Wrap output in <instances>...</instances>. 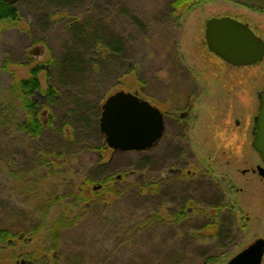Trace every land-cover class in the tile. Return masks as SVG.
I'll list each match as a JSON object with an SVG mask.
<instances>
[{
	"label": "rangeland",
	"instance_id": "obj_1",
	"mask_svg": "<svg viewBox=\"0 0 264 264\" xmlns=\"http://www.w3.org/2000/svg\"><path fill=\"white\" fill-rule=\"evenodd\" d=\"M172 1L20 0V22L0 24V229L15 236L10 249L0 247V264H227L254 241H264V179L256 173L264 164L249 143L236 151L215 139L234 129L246 97L251 119L245 126L240 118L236 132L241 136L247 129V140L253 141L264 60L231 68L211 55L205 42L206 22L217 18L245 23L264 41V0H211L180 11L170 7ZM73 21L105 42L120 38L121 56L96 57L90 45L78 47ZM75 49L82 50L86 66L96 62L93 72L84 83L59 89L51 105L38 97L43 132L33 138L20 127L24 118L9 93L13 77L27 79L40 65L37 78L45 90L58 84L51 58ZM118 92L156 98L161 110L168 108L170 93L181 98L193 93L186 136L197 170L216 188L192 194L191 213L183 209L178 225L170 218L178 210L165 209L167 183L158 182L149 195L144 191L154 173L166 174L181 152L171 146L170 129L150 151L96 150L92 109ZM177 132L179 143L184 137ZM106 177L109 182H98ZM218 194L224 201L216 212ZM64 218L75 226L59 232V250V241L44 227ZM211 223L213 230L207 227ZM236 227L242 243L233 249L228 241Z\"/></svg>",
	"mask_w": 264,
	"mask_h": 264
},
{
	"label": "water",
	"instance_id": "obj_2",
	"mask_svg": "<svg viewBox=\"0 0 264 264\" xmlns=\"http://www.w3.org/2000/svg\"><path fill=\"white\" fill-rule=\"evenodd\" d=\"M205 42L210 53L234 67H249L264 58V41L247 24L229 18L210 19L205 25ZM252 148L264 164V89L258 94ZM162 114L133 94L118 92L102 106L99 132L113 152L141 153L151 150L162 138ZM262 175L263 170L257 168ZM264 241L257 240L227 264H261Z\"/></svg>",
	"mask_w": 264,
	"mask_h": 264
},
{
	"label": "trees",
	"instance_id": "obj_3",
	"mask_svg": "<svg viewBox=\"0 0 264 264\" xmlns=\"http://www.w3.org/2000/svg\"><path fill=\"white\" fill-rule=\"evenodd\" d=\"M19 1L20 0H0V24L17 25L20 22L21 15L17 7V4L19 3ZM209 1L211 0H173L170 3V7L174 11H180V10L188 9L189 6L192 7L194 5L204 4ZM72 23H73L72 31L74 32L73 35L77 39L76 45L78 47L84 48L90 45L89 52L91 55H95L96 57L97 56L101 57L103 53L107 54V52L111 54H115L116 56L117 55L121 56V53L123 52L122 51L123 44L120 38L110 36L107 42H105L103 41L101 37L96 35L97 31H94V33L91 32L90 34L87 35L84 29L75 26L76 23L74 24V21ZM79 51H82V50L75 49V52L67 51V53H65L63 57L60 58L59 60L51 58V60L49 61V64L52 65L53 69H55L57 72L54 75V77H57L58 84H55L53 86H48L46 87L45 90H42L40 86V82L37 78L38 73L42 70L40 65H36L35 67L30 69L29 78L27 79H21L15 76L13 77V83L10 86L9 93L12 99L18 104L17 109L21 112V115L24 118L20 127L22 131H24L29 136L38 139L40 138L43 132V124H41V122L37 119V116H36L38 112V108L40 107V103H41L38 97L45 98V100L47 101L46 104L51 105L52 100H54V98L58 96L57 91L59 89L65 86L73 87L74 85H79V83H84L89 78L90 74H92L93 66H91V64L94 61L91 64L88 63V65L86 66L83 60L85 56ZM94 64H96V62H94ZM86 76L88 77L87 79H86ZM104 99L105 97L100 99V101H97V103L94 105V108L92 109L96 111L95 114L93 112L92 121H94L95 124L98 125L96 131H97V136L99 140L98 141L99 146L96 148V150L100 151V153L101 151L102 152L110 151L112 152V154L120 153V152H113L109 150L105 145L103 136L99 132V119L101 115V109H102V105L106 101L105 100L103 102ZM64 125H67V124L64 123ZM104 164H101V165H104ZM103 181L109 182L110 177L98 179L99 183H103ZM203 183L204 184L202 188L198 189L197 191L203 190V192H205L206 195H208L212 187L213 189L216 188L215 186L208 185V181L206 177L203 179ZM150 187H151V191H150ZM156 188L157 187H155V189ZM152 189H153L152 183L150 184L146 183V188L144 189V191H146V194L149 195L151 194V192L153 193L154 189L153 191ZM141 190L142 188H140V191ZM96 191L97 190L93 188L91 190V193H95ZM87 193H89V191H87ZM81 195L82 194L77 195L78 200L82 199L81 197H79ZM212 195H214L213 192H212ZM86 201L88 200L86 199ZM223 201L224 200L222 198L219 199L218 204L221 207L220 206L214 207L216 212H218V210H220L223 207L222 205ZM184 217L185 215H184L183 210H178L170 218L175 221L176 225H178V223H180L181 219H183ZM63 223H66V225H64ZM64 226L65 227L69 226L71 229H73V227L75 226V222L70 223V222H66L65 218H64V221L63 219H60L48 225L47 227H44V230L48 231L49 234H51L55 239L59 241L60 239L59 232H61L62 230L64 231V228H63ZM208 226L211 227L210 230H213L215 228V224L213 223L207 225V227ZM40 227L35 231L40 232L42 230ZM31 234H32V231H30L28 235H31ZM14 241H15V236L9 230L0 229V247L2 251L8 248L10 249L11 248L10 244L13 243ZM61 242H62V239L59 241V243H57V246H56V248L59 250L61 249V246H60Z\"/></svg>",
	"mask_w": 264,
	"mask_h": 264
},
{
	"label": "flooded vegetation",
	"instance_id": "obj_4",
	"mask_svg": "<svg viewBox=\"0 0 264 264\" xmlns=\"http://www.w3.org/2000/svg\"><path fill=\"white\" fill-rule=\"evenodd\" d=\"M210 53V52H209ZM211 55L215 56L214 54L210 53ZM216 57V56H215ZM219 59V58H218ZM220 60V59H219ZM264 60V58H263ZM262 60V61H263ZM222 61V60H221ZM223 62V61H222ZM225 63V62H224ZM226 64V63H225ZM228 65V64H226ZM231 68H234L230 65H228ZM239 68H247V67H239ZM136 97H138L140 100L147 102L149 105L152 107L156 108L163 116V121H164V131L162 138L159 140V142L163 139L168 134L169 131V138L171 141V146H180L181 152L175 161H170L172 163L166 172V174H159L156 176L157 173H154L155 176H152L151 183L153 185V188L159 187L158 182H165L166 187L169 186L170 188V195H169V206L165 204V209H170V210H183L186 209L188 211V214L191 213V206L194 204V197L192 194L197 193L198 189H201L203 186V179L206 177L208 181L209 186H214L212 182V178H209L207 174H202L197 170L199 166L197 165V161L195 160V156L192 155V150L190 149L191 144L189 141V138H187V133H188V122L191 119V114L189 112V109L191 106L189 105L190 99L193 95L191 92L190 94H187L184 98L179 97V95L175 94V92L170 93L171 95L166 98L165 103L168 104V108L161 110L158 107V100L156 98L153 99H145L140 97L137 93H133ZM243 100L242 97H240V100H243V105H242V111L244 114H240V118L244 120L245 126L249 124V120L251 119V98L246 100V97ZM158 103H157V102ZM248 101V103H247ZM259 104V102H258ZM246 113V114H245ZM254 116L253 119V125H254ZM239 118V119H240ZM239 119H234L233 120V126L234 129L232 128L231 130L224 129L221 136L219 134H216V138L218 140L217 143L223 144L225 147L228 149L233 148L234 146L237 147L236 151H240L241 146H246V143H249L250 147L252 146L253 141L251 140L248 142L246 134H247V129L244 131L243 137L242 135L239 136L237 134V130L240 129V120ZM178 130V135L184 138H181L179 143H177L175 139V134L176 131ZM184 134V135H183ZM230 135V139L227 138ZM251 135H253V130L251 132ZM254 140V139H253ZM159 142L155 145L157 146ZM243 142V143H242ZM241 157V156H240ZM197 163V164H196ZM264 166V165H263ZM259 168V167H258ZM263 170V174L261 175L259 171L256 169L257 175L260 177V179H264V168H261ZM247 172H243V174H246ZM252 174H254V171H252ZM174 191V192H172ZM177 193H181L183 195H180V197L177 196ZM196 203V202H195ZM189 208H188V207ZM236 233L230 236L229 239V247L234 249L236 246L241 244L240 240V233H239V228H235ZM238 232V233H237ZM239 234V235H237ZM237 235V236H236ZM262 240V239H259ZM257 241V240H256ZM255 242V241H254ZM253 242V243H254ZM252 243V244H253ZM250 244V245H252ZM250 245H248L246 248L242 249L240 252L236 253L234 257H236L239 253L247 249ZM233 257V258H234ZM264 258V255H263ZM262 258V262H263ZM262 264V263H261Z\"/></svg>",
	"mask_w": 264,
	"mask_h": 264
}]
</instances>
